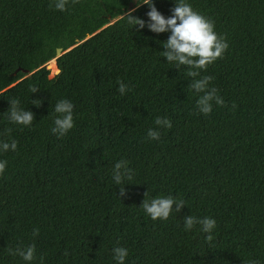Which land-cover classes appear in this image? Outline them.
I'll list each match as a JSON object with an SVG mask.
<instances>
[{"label": "trees", "instance_id": "1", "mask_svg": "<svg viewBox=\"0 0 264 264\" xmlns=\"http://www.w3.org/2000/svg\"><path fill=\"white\" fill-rule=\"evenodd\" d=\"M52 2L0 0V141L17 142L0 153V264H26L7 249L28 244L31 264H115L116 245L128 249L124 264H264V0H188L227 42L195 77H211L224 100L209 114L195 110L191 68L162 57L168 33L121 18L134 9L147 20V5L67 0L59 11ZM153 2L170 15L173 0ZM61 98L73 104V127L57 137ZM11 99L33 112L30 126L7 120ZM157 116L172 126L149 141ZM118 160L130 170L123 195L112 180ZM167 195L185 204L165 220L145 214L142 199ZM185 215L215 227L185 231Z\"/></svg>", "mask_w": 264, "mask_h": 264}, {"label": "clouds", "instance_id": "2", "mask_svg": "<svg viewBox=\"0 0 264 264\" xmlns=\"http://www.w3.org/2000/svg\"><path fill=\"white\" fill-rule=\"evenodd\" d=\"M67 0H53L52 6L59 11H64ZM147 5L145 13L147 20L138 16L131 15L134 9L122 13L121 18H126V23L136 29L147 27L153 33L167 32L166 39L161 40L163 43L161 54L164 60L169 62L172 67L177 69L180 65L189 66L191 70L188 76L193 77L188 87L196 94L195 110L200 114H209L212 111V104L223 105L224 100L218 96L217 90L214 87H209L211 77L205 75L200 78H195L199 75V71L207 67L214 60L220 57L227 48V42L222 36L214 31V23L199 12L195 11L188 0H173V6L170 9V15H163L154 5L153 0H135V6ZM117 91L123 95L129 86L124 82L118 81ZM38 88L33 87L31 92H35ZM39 105L40 100L33 99L31 103ZM73 104L70 100L61 98L53 105L52 127L50 131L57 137L64 135L73 127L72 119ZM7 120L12 124L30 126L34 120V114L27 108L19 106L17 99H11L8 102ZM153 123L158 128H148L146 137L149 141L159 140V128H171V121L167 117L157 116ZM17 142L15 140L0 141V153L12 150L15 151ZM7 161L0 159V172H3ZM127 162L118 160L112 168V180L119 187L120 195H123L124 188L122 181L127 177L130 178V170L126 167ZM145 195V193H144ZM141 207L145 214L151 219L157 218L165 220L170 212L179 211L181 205L185 204L183 200H176L172 195L155 196L149 199H142ZM175 205V208H173ZM183 228L185 231L191 230L194 225L199 224L200 230L205 233H210L215 227V220L211 217H194L185 215L183 217ZM39 229L34 228L32 236H36ZM7 251L14 256H19L26 264H31L35 258L34 244H28L24 247L17 246L9 247ZM112 259L115 264H124L128 255L126 247L116 245L111 249ZM41 259V264L43 257ZM255 264V262H250Z\"/></svg>", "mask_w": 264, "mask_h": 264}, {"label": "rangeland", "instance_id": "3", "mask_svg": "<svg viewBox=\"0 0 264 264\" xmlns=\"http://www.w3.org/2000/svg\"><path fill=\"white\" fill-rule=\"evenodd\" d=\"M46 66L50 69L49 76L52 77L56 72L53 71L54 70L53 68L49 67L50 66L49 61L46 63Z\"/></svg>", "mask_w": 264, "mask_h": 264}, {"label": "water", "instance_id": "4", "mask_svg": "<svg viewBox=\"0 0 264 264\" xmlns=\"http://www.w3.org/2000/svg\"><path fill=\"white\" fill-rule=\"evenodd\" d=\"M61 53H63V49L61 47H57L55 51L56 56H59Z\"/></svg>", "mask_w": 264, "mask_h": 264}, {"label": "bare ground", "instance_id": "5", "mask_svg": "<svg viewBox=\"0 0 264 264\" xmlns=\"http://www.w3.org/2000/svg\"><path fill=\"white\" fill-rule=\"evenodd\" d=\"M50 66H51V68H55V59H52L50 62Z\"/></svg>", "mask_w": 264, "mask_h": 264}]
</instances>
